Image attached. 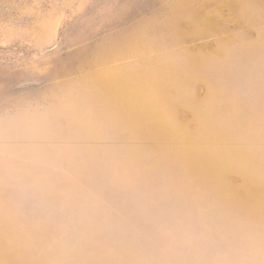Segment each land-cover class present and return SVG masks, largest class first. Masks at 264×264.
Wrapping results in <instances>:
<instances>
[{"label":"rangeland","instance_id":"374dc122","mask_svg":"<svg viewBox=\"0 0 264 264\" xmlns=\"http://www.w3.org/2000/svg\"><path fill=\"white\" fill-rule=\"evenodd\" d=\"M0 264H264V0H0Z\"/></svg>","mask_w":264,"mask_h":264}]
</instances>
